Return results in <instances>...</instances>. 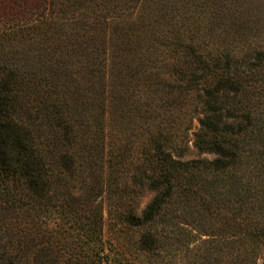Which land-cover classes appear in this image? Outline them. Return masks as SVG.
<instances>
[{
  "label": "trees",
  "instance_id": "obj_1",
  "mask_svg": "<svg viewBox=\"0 0 264 264\" xmlns=\"http://www.w3.org/2000/svg\"><path fill=\"white\" fill-rule=\"evenodd\" d=\"M237 1L0 0V264H264V30ZM194 118L210 156L182 158Z\"/></svg>",
  "mask_w": 264,
  "mask_h": 264
},
{
  "label": "rangeland",
  "instance_id": "obj_2",
  "mask_svg": "<svg viewBox=\"0 0 264 264\" xmlns=\"http://www.w3.org/2000/svg\"><path fill=\"white\" fill-rule=\"evenodd\" d=\"M241 3V5H239ZM237 5L241 6L243 10L250 9L253 13L254 17L258 18V24L262 26L264 30V0H238ZM262 42H264V31L262 32L261 36H259V39ZM45 93L47 98L48 104L50 103H61L62 99L60 98L59 91L52 87L48 86L46 88ZM177 116H179V122H181L182 127L187 126L190 122V110H189V104L187 101H182L180 104V111ZM198 123L197 120L194 118L191 121V128L186 131L185 138H183L181 141L184 145V153L182 155V158H192L197 156H210V154L207 153H199L196 148L192 145L191 137L193 130L197 129ZM151 196L150 192L145 193L144 196L141 197V205H143Z\"/></svg>",
  "mask_w": 264,
  "mask_h": 264
}]
</instances>
